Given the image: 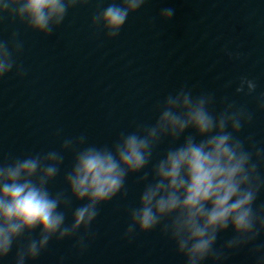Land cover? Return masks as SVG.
I'll return each instance as SVG.
<instances>
[{
	"label": "clouds",
	"instance_id": "obj_1",
	"mask_svg": "<svg viewBox=\"0 0 264 264\" xmlns=\"http://www.w3.org/2000/svg\"><path fill=\"white\" fill-rule=\"evenodd\" d=\"M147 2L111 0L93 14L92 25L109 39L117 38L130 14ZM88 3L0 0V23L11 18L27 29L51 36L70 9ZM174 15L171 7L160 9L164 20ZM23 50L18 31L8 39L0 38V80L13 70L17 76L28 75L29 70L17 61ZM223 51L230 59H246L243 52L227 45ZM232 83L228 81L225 87ZM257 87L255 79L242 75L235 91L252 95ZM216 102L214 92L197 93L194 85L185 84L157 101L154 123H137L134 130L121 131L110 145L89 143L82 133L63 138L58 150L0 160V260L15 246L14 264L35 261L54 239L75 238L74 247L83 254L96 238L92 225L100 206L118 194L126 197L128 176L143 173L137 176V183L143 184L139 204L127 210L130 222L124 236L129 241L159 228L175 243L185 264H206L209 260L224 264L244 249L253 264H264V240H260L264 235V203L256 204L264 190L260 171L264 147L251 135L239 136L252 124L254 112L228 97L222 98L223 107L217 112ZM256 102L264 111V92ZM61 134L58 129L56 135ZM165 141L169 147L153 162L154 152ZM66 152L73 154L70 170L64 172L67 188L53 192L50 185L61 173ZM149 167L150 171H144ZM73 200L83 203L72 211L69 224L65 210L72 208ZM229 229L232 236L217 246L221 233Z\"/></svg>",
	"mask_w": 264,
	"mask_h": 264
},
{
	"label": "water",
	"instance_id": "obj_2",
	"mask_svg": "<svg viewBox=\"0 0 264 264\" xmlns=\"http://www.w3.org/2000/svg\"><path fill=\"white\" fill-rule=\"evenodd\" d=\"M110 2L89 0L70 9L51 36L11 18L0 23V38L20 33L24 50L17 61L29 70L24 77L13 70L0 80V160L58 150L63 138L82 133L89 143L110 145L121 131H132L137 123H154L157 101L185 84L194 85L197 93L214 92L217 112L223 97L247 106L254 120L239 136L251 135L264 147V111L256 102L264 92V0H148L130 14L114 39L91 22L93 14ZM165 7L175 9L170 20L159 16ZM225 45L243 52L246 59H230L223 51ZM242 75L256 80L254 94L236 93ZM228 81L233 83L225 87ZM168 147V141L161 144L153 162ZM64 155L61 173L50 185L53 192L67 188L64 172L70 170L73 154ZM260 171L264 175V166ZM142 174L128 176L126 197L118 194L100 206L92 225L97 235L87 251L81 254L74 247L75 238L54 239L27 264H60L62 257L63 264H185L175 243L159 228L139 233L131 241L124 236L130 222L127 210L139 204L143 184L137 183V176ZM81 203L73 200L72 208L65 210L66 223L72 222V211ZM261 203L264 190L256 202ZM232 234L231 229L221 233L217 246ZM15 252L14 246L0 264H14ZM224 264H253V258L244 249Z\"/></svg>",
	"mask_w": 264,
	"mask_h": 264
}]
</instances>
